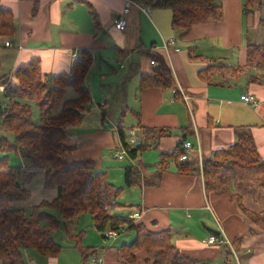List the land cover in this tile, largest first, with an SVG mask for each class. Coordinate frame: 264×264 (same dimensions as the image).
I'll list each match as a JSON object with an SVG mask.
<instances>
[{
    "label": "crops",
    "instance_id": "0c3cea01",
    "mask_svg": "<svg viewBox=\"0 0 264 264\" xmlns=\"http://www.w3.org/2000/svg\"><path fill=\"white\" fill-rule=\"evenodd\" d=\"M36 1L37 9L33 13ZM133 1L0 0L3 6L11 9L16 21L15 34L2 40L8 39L12 45L4 46L3 43L0 47L1 67L2 58L7 60L4 65L7 69L3 73L11 74L17 65L37 57L43 73L70 74L75 64L72 53L76 52L81 58V50L86 49L91 55V63L84 84L90 92L91 102L96 104L101 125L109 130L96 126L66 132V142L77 146L71 150L70 157L91 158L99 171L106 173L107 180L115 184L109 178L110 169L114 168L109 165L105 150L113 144L119 148L115 128L118 129L120 117L117 121L110 118L105 112L108 105H112L110 113L122 108L130 109L138 119L136 124L141 122L146 126L170 128L167 135L160 137L157 147H149L156 148L158 152L171 150L182 138L184 129L188 128L185 139L194 145L187 159L192 170L180 173L173 163L160 170L156 166L157 159L146 163L143 155L136 164L126 160L124 166H139L142 180L132 187H126L124 183L120 185L123 186L122 192L127 190L120 199L121 203L117 200V206L137 207L124 217L143 222L153 231L170 229L176 250L198 264H231L228 257L222 256L223 249L227 251L223 241L207 242L210 235L217 233L231 242L241 239L238 250L232 245L241 264H264V229L256 225L249 215L261 211V205L251 197L240 195L233 185L224 191L205 189L202 163L196 160L195 148L198 146L200 155L207 157L214 149L231 144L236 139L237 127L247 125L258 153L264 159V78L261 82L250 80L260 78L262 74L258 73L261 71L250 67L240 74L215 72L212 83H206L198 74L199 69L209 63L233 68L246 64L247 45L264 43V3L246 11L243 0H217L222 8L219 21L196 23L182 32L172 27L169 9L152 5L155 0ZM125 7H128L126 25L117 30L114 20L123 14ZM171 39L175 40V45L168 43ZM183 47L187 50L183 51ZM143 51L147 56L143 54L140 61L144 59V65H139L136 54ZM194 54L201 58L192 57ZM154 56L163 57L170 67L173 85L165 89H139V75L153 72L155 65L150 64V59ZM120 58L128 67V73L124 70L121 77L123 84L137 74L138 98L135 99L138 110L131 108L126 92L119 96L118 103L100 100V92H95L98 96L94 91L91 95L88 83L91 86L94 83L88 80L89 74L116 70L110 62ZM120 68H124L122 63ZM178 87L181 89L179 92ZM243 94H252L257 103L242 102L240 96ZM125 113L122 110L120 114ZM104 120H110L111 124L115 122V126L104 125ZM82 122L81 119L79 124L67 125L66 128L81 126ZM124 166L121 171L123 179ZM36 174H41L43 180L42 170ZM117 182L121 184L119 179ZM109 213L114 214L111 208ZM78 216L64 221L66 226L73 225L69 229L65 226L67 237L72 241L65 254V247L61 245L55 257H44L36 250L26 248L21 251L23 264H84L89 258L94 264V256H101L103 264H130L119 256L116 249L124 234L117 235L113 241L109 239L108 243L96 228L99 231L97 235L71 239L69 235L78 229V224L73 222ZM88 246L96 250H88L86 255H82L80 247ZM227 253L234 261L231 250ZM145 258L144 251H137L133 264H147ZM0 264H9V260L1 258Z\"/></svg>",
    "mask_w": 264,
    "mask_h": 264
},
{
    "label": "trees",
    "instance_id": "16d2710c",
    "mask_svg": "<svg viewBox=\"0 0 264 264\" xmlns=\"http://www.w3.org/2000/svg\"><path fill=\"white\" fill-rule=\"evenodd\" d=\"M243 1L246 11L264 3L262 0ZM152 5L170 9L172 27L182 32L193 24L222 18L221 4L217 0H155ZM36 9L37 1L33 13ZM15 32L13 12L0 3V47L2 40ZM81 51L82 56L70 74L43 73L37 57L17 65L11 74L0 73V259L6 257L9 264H23L21 251L26 248L34 249L44 257L58 256L61 246L50 237V232L60 222L89 212L102 235L107 228L115 230L118 235L133 233L128 241L120 242L116 248L119 256L130 264L135 262L136 252L140 250L145 252L147 264H198L176 250L170 229L153 231L143 222L109 213L111 207L119 204L117 198L123 186L109 182L105 172H93L94 161L91 158L70 157L72 146L66 142V126L79 124L91 102L90 92L84 84L91 55L86 49ZM192 57L201 58L197 54ZM153 58L158 64L152 73L139 75V89L172 87L170 67L163 57ZM250 67H256L261 71L258 74H262L260 78L250 80L261 82V78H264V43L247 45L244 66L233 68L209 63L200 68L198 74L206 83H212L215 72L240 74ZM67 86H71L77 95L62 100ZM59 106L58 114L52 115ZM34 108L39 122L34 120ZM121 120L117 124L123 140ZM134 127L138 130L139 141L134 147H128L132 157L141 155L149 147H157L160 137L171 130L146 126L141 122ZM186 131L188 128L184 129L182 138L171 150L159 151L156 161L158 169L165 170L173 163L180 173L192 170L189 160L180 158L184 153L183 143L187 141ZM11 151L20 154V164H9L7 159ZM137 167L124 166V186L132 187L141 182V169ZM201 169L205 189L224 191L233 185L240 195L251 197L259 203L261 211L249 215L256 225L264 229V159L258 153L249 126L237 127L236 139L231 144L214 149L209 156L202 157ZM40 170L43 172V187L56 188V195L51 200L43 199L33 204L27 214L25 209L13 203L30 198V189L25 184ZM52 208L57 210V214L51 212ZM77 236L69 235L74 240ZM240 240L232 241L236 250ZM225 247L230 252L229 247ZM88 250L94 252L96 249L80 247L82 255Z\"/></svg>",
    "mask_w": 264,
    "mask_h": 264
},
{
    "label": "rangeland",
    "instance_id": "374dc122",
    "mask_svg": "<svg viewBox=\"0 0 264 264\" xmlns=\"http://www.w3.org/2000/svg\"><path fill=\"white\" fill-rule=\"evenodd\" d=\"M164 10H168V9H164ZM181 49L183 51L187 50L184 47ZM1 51L2 50H0V53H2ZM143 54L146 55L144 53V51H143V53H137L136 54V59L139 61V65H144V59H142L140 61ZM115 57L117 58V56H115ZM1 62H2V67H1L0 73H3L7 69L4 66V65H6L7 60L5 58H2ZM110 63L116 68V70L109 69L105 72L102 71L101 73L93 71L89 74L88 80L90 82L94 83L93 86H91V84L88 83L89 87H90L91 95H92L93 91H94V93L100 92L101 93V96H100L101 99L99 98L100 100L106 99L108 103H113V102L118 103L119 96L126 92V95H127L126 98L131 101L130 102L131 108H133L134 110H138V106H137L138 105V101H137V98H138L137 74L132 75L131 78H129L128 82L123 84L121 77L124 75L123 74L124 70L127 71V73H128L127 63H125L123 58H120L119 61L114 60V62H110ZM120 63H122V66H124L123 69L120 68ZM76 95H77V93L71 88V86H67L65 89L62 100L73 98ZM135 97H137V98L135 99ZM111 106L112 105H108V107H106V109H105V112L108 113V116L110 115V118H113L116 121L119 119V117L123 118L122 124L124 125V127H123L124 128V135L127 139V137H128L127 130L130 128L131 125H135L136 122L138 121V119L134 114H132L130 109L126 110V109L122 108V110L126 111V113L123 114L124 116L120 114L122 110L121 111L120 110H114L113 113H110L109 111H110ZM114 106L116 107V105H114ZM59 111H60V106L57 107L52 112V115L58 114ZM33 112H34V114H33L34 120L36 122H39L36 108L33 109ZM82 120H83V122H82L83 124L81 126H68L65 131L68 133L69 130H78L79 128L93 129L96 126L99 127L100 129L109 130L108 127L105 128L101 125L100 114H99V112L96 108V104L94 102H90L87 109L83 112ZM104 121L109 122L108 123L109 126H112V127L115 126V122H114V124H111L110 120H104ZM131 127H134V126H131ZM70 145H72V149H77V146H75L74 144H70ZM105 151L109 157L108 158L109 159V165L114 168V169H110L111 175L109 176V178L110 179L112 178L115 185H117V186L123 185L124 181H123V177L121 175V171H122L123 166L125 165V162H127V161L126 160H120L117 157H114V153L117 152V147H115L114 144L110 147V149L108 148ZM157 153H159V152L156 148L155 149L154 148H147L141 153V155H143V161L144 162L150 163L152 160L158 159ZM7 160L9 162V164H11V165H18L21 163L20 154L19 153L17 154L13 151L8 153V159ZM92 171L96 172V171H99V169L94 165ZM118 179L121 182V184L117 182ZM42 184L43 183H42V175L41 174H35L34 176H32V178L25 184L26 187H28L31 190L32 195L27 200L14 202L13 205L25 209L26 213L29 214L30 210H31V206L33 204L39 202L41 199H49L50 197H52V195H55L54 194L56 192L55 188H51V187L45 188V187H43ZM125 190H127V188L124 189V191ZM124 191L117 198V200L120 203H121L120 199H121ZM15 203H17V204H15ZM132 209H137V207H131V206L129 207L128 205L111 207V210L113 211L114 214L121 215V216H126L128 214V212H130V210H132ZM51 212H53L54 214H57V210L54 208H52ZM66 220H68V219H66ZM73 222H75V224H78L77 225L78 229L76 230V233L78 236H77L76 240L78 238L80 239V238H83L85 236H93V235H97L99 233V231L96 229V227L94 225L91 214L89 212L80 213L79 216L75 220H73ZM65 226H66L65 223L60 222L58 224L57 228L55 230H52L49 234L50 237H52L55 242H57L61 246L65 247L64 254L67 252V250H69L68 249L69 243L72 242L67 237ZM70 226H73V225L71 224V225L66 226L67 229H69ZM124 235L125 236L122 237L117 242V244L120 243L121 241H128L133 236V233L127 232ZM106 241L108 243H110L109 239H107ZM222 256L228 257L230 259V261H232L231 255H228V253L225 249H223V255ZM65 260H66V258H65ZM71 261H72V259H71ZM84 264H93V263L90 262V258H89V259H87V261Z\"/></svg>",
    "mask_w": 264,
    "mask_h": 264
},
{
    "label": "built area",
    "instance_id": "2783aa9c",
    "mask_svg": "<svg viewBox=\"0 0 264 264\" xmlns=\"http://www.w3.org/2000/svg\"><path fill=\"white\" fill-rule=\"evenodd\" d=\"M128 11V7H125L123 10V14L118 16L114 20V26L118 29H123L126 25V18H125V13ZM4 46H11L12 43L6 39L4 40ZM170 43H173V40L170 41ZM151 65H156L153 61H150ZM183 93V92H182ZM183 96L186 98L185 94L183 93ZM240 99L242 102L247 103V104H256L257 100L253 95H241ZM104 125H108V122H104ZM128 133V138L124 140L123 143L118 144L119 148L117 149V152L114 154V157H117L120 160H128L131 161L132 163L136 164L139 162L141 159L140 155H136L135 157H132L130 153L128 152V147H134L137 142L139 141V133L135 128H129L127 130ZM194 147L193 143L191 141H185L183 143V148H184V153L181 155V160H187L190 157V152L192 151V148ZM197 151L196 155V160H198L200 163H202V156L199 153V148L198 146L195 147ZM118 233L113 230L107 228L105 231H103V236L107 239L114 240L117 237ZM223 241L231 250V254L234 258V264H241L240 259L233 248V244L230 240H228L223 234H212L207 238V242H216V241ZM94 264H103V258L101 256H94L93 258Z\"/></svg>",
    "mask_w": 264,
    "mask_h": 264
},
{
    "label": "bare ground",
    "instance_id": "6f19581e",
    "mask_svg": "<svg viewBox=\"0 0 264 264\" xmlns=\"http://www.w3.org/2000/svg\"><path fill=\"white\" fill-rule=\"evenodd\" d=\"M129 1L130 2H134L133 0H129ZM116 29L117 30H122V29H118V28H116ZM171 40H173V43H170ZM171 40H169L168 43L170 45H175V43H176L175 40L174 39H171ZM163 45L165 47L167 46V44L165 42H164ZM72 57H73L74 63H76L80 59V57L77 56V53L76 52L72 53ZM150 61H153L155 64H157L156 59H154L153 57H151ZM177 91L179 92V91H181V89L178 87ZM245 95H252V94H245ZM188 108L190 109V107H188ZM115 129H116V131H118L117 127ZM118 137H119V144L120 143H123L124 140H125V138H126L125 135H124V131H123V140L121 139V135L119 134V131H118ZM187 141H190V140H187ZM231 264H234V261H231Z\"/></svg>",
    "mask_w": 264,
    "mask_h": 264
}]
</instances>
